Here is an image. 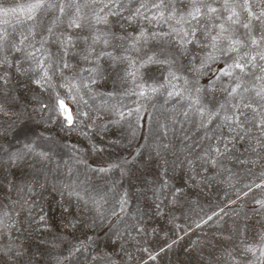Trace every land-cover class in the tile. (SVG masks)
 Segmentation results:
<instances>
[{
  "label": "rangeland",
  "instance_id": "1",
  "mask_svg": "<svg viewBox=\"0 0 264 264\" xmlns=\"http://www.w3.org/2000/svg\"><path fill=\"white\" fill-rule=\"evenodd\" d=\"M0 264H264V0H0Z\"/></svg>",
  "mask_w": 264,
  "mask_h": 264
},
{
  "label": "bare ground",
  "instance_id": "2",
  "mask_svg": "<svg viewBox=\"0 0 264 264\" xmlns=\"http://www.w3.org/2000/svg\"><path fill=\"white\" fill-rule=\"evenodd\" d=\"M62 108L65 110V113H66V114L69 113V110L66 108V106L63 105Z\"/></svg>",
  "mask_w": 264,
  "mask_h": 264
}]
</instances>
